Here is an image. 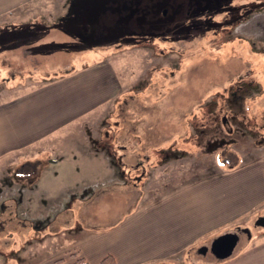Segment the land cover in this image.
<instances>
[{
  "label": "rangeland",
  "instance_id": "1",
  "mask_svg": "<svg viewBox=\"0 0 264 264\" xmlns=\"http://www.w3.org/2000/svg\"><path fill=\"white\" fill-rule=\"evenodd\" d=\"M71 7L58 24L36 27L47 37L0 54V99L9 91L4 79L10 87L23 83L30 89L29 76L45 81L74 65H88L93 73L103 67L109 78L107 103L47 141L62 159L53 164L52 153L42 154L35 177L70 188L61 204L50 206L52 217L72 200L74 187L79 196L73 201L87 199V220L99 230L188 187L221 193L223 209L238 191L232 181L244 182L243 195L255 192L264 167V0H73ZM7 23L0 33L32 30ZM57 44L66 50L53 49ZM25 48L40 53L32 56ZM100 147L110 159L111 176ZM261 204L248 218L206 232L202 241L157 264H264ZM18 206L25 209L24 203ZM1 217L9 220L0 231L8 260L27 252L29 262L42 261L78 240L69 232L50 237L54 223L37 227L40 215L26 227L9 214ZM240 228L246 231L231 256L200 251ZM243 254L247 263L238 258Z\"/></svg>",
  "mask_w": 264,
  "mask_h": 264
},
{
  "label": "crops",
  "instance_id": "2",
  "mask_svg": "<svg viewBox=\"0 0 264 264\" xmlns=\"http://www.w3.org/2000/svg\"><path fill=\"white\" fill-rule=\"evenodd\" d=\"M72 2L73 0H0V27L12 22L19 24V27L22 25L19 30L32 28L25 32H1L0 54L22 49L25 47L22 41L47 37L36 27L52 22L58 24L62 14L70 12ZM44 12L50 16L47 17ZM29 53L38 56L40 52ZM89 68L88 65L82 68L74 65L73 68L66 69L64 74L54 75L46 80L44 78L45 81H36L31 75L29 78H32L33 85L31 84L30 89H27L28 86H22L23 83L10 87L9 79L3 81L6 88L13 91H7L8 93L3 95L4 98L0 99V191H3L2 187H6L11 196L9 203L4 204L0 213L15 217L16 221L25 227L33 223V216H50L51 211L55 210L50 209V206L61 204V201L67 198V192H70L68 187L56 186L61 184L55 179L35 177L36 171L43 166L42 154L52 153L53 164L62 159L55 157L58 154L55 153L54 147H46L47 141L57 137L63 127L84 118L92 109L110 99L111 89L107 80L109 78L104 77L103 67L95 73L88 72ZM97 153H102L109 159L102 147ZM107 162L106 169L111 176L114 172L110 159ZM20 169L23 174H20L21 171L17 174ZM13 171H16L17 175ZM122 173L126 177L127 174L124 171ZM260 179L262 182H257L256 191L247 190L244 195L240 190V187L245 185L244 182L232 181L238 191L232 197H227L231 204L224 209L221 205L224 196L221 193L212 194L205 186L197 185L179 190L180 195L175 193L168 199H156L153 201L155 206L147 210L138 209L122 223L107 230H99L90 225L87 214L91 206L85 203L87 199L84 197H80L83 198L79 203L81 206L73 201L79 196V193H74V187V194H69L72 195V200L65 202L55 214L56 217L42 218V223L35 225L49 228L47 225L54 223L55 232H51L50 237L69 232L79 241L68 245L63 252L55 253L42 261H31L32 263L26 259L30 258L27 252L8 260L0 250V264H56L59 259L71 264L77 259L71 256L76 252L90 264H100L108 255L114 257L115 264L168 262L202 241L206 232L238 223L240 219L242 221L243 218H248L247 215L258 203L264 204V167L261 169ZM15 185L18 187L15 188ZM18 203H24L30 219H23L16 213ZM76 206L78 210L75 211ZM69 209L72 210L70 213ZM8 223V219L1 217L0 231L4 230ZM246 254H243L245 257H238L239 260L247 263L250 258ZM184 257L180 256L182 259Z\"/></svg>",
  "mask_w": 264,
  "mask_h": 264
},
{
  "label": "water",
  "instance_id": "3",
  "mask_svg": "<svg viewBox=\"0 0 264 264\" xmlns=\"http://www.w3.org/2000/svg\"><path fill=\"white\" fill-rule=\"evenodd\" d=\"M166 14L167 9L164 10V15ZM258 224L264 225V217L258 221ZM238 230L242 232L246 231L245 228H240ZM238 230L227 232L216 237L210 247H203L200 251L202 253H207L208 250H211L220 259H225L231 256L240 240V233Z\"/></svg>",
  "mask_w": 264,
  "mask_h": 264
},
{
  "label": "trees",
  "instance_id": "4",
  "mask_svg": "<svg viewBox=\"0 0 264 264\" xmlns=\"http://www.w3.org/2000/svg\"><path fill=\"white\" fill-rule=\"evenodd\" d=\"M160 15H162V13H160ZM65 47H67V45L57 44L52 46L53 49L59 48L61 50ZM71 256L73 258H77L75 261L71 262V264H90L84 257H81L78 252L73 253ZM56 262H57L56 264H70V263H66L62 259H59ZM100 264H115V259L112 255H108L100 262Z\"/></svg>",
  "mask_w": 264,
  "mask_h": 264
},
{
  "label": "built area",
  "instance_id": "5",
  "mask_svg": "<svg viewBox=\"0 0 264 264\" xmlns=\"http://www.w3.org/2000/svg\"><path fill=\"white\" fill-rule=\"evenodd\" d=\"M7 195H6V197H5V199H0V207H1V205L3 204V202L5 201V200H7V199H9L10 198V196H11V194L10 193H6ZM2 195H4V194H2ZM22 206H18V213L20 214L19 216L20 217H22V218H29L30 217V215L27 213V211L23 208ZM1 209V208H0ZM46 217H52V213L50 214V216H46ZM46 217H41L40 218V220H42V218H46ZM48 219V218H47Z\"/></svg>",
  "mask_w": 264,
  "mask_h": 264
},
{
  "label": "flooded vegetation",
  "instance_id": "6",
  "mask_svg": "<svg viewBox=\"0 0 264 264\" xmlns=\"http://www.w3.org/2000/svg\"><path fill=\"white\" fill-rule=\"evenodd\" d=\"M4 204H5V203H3V204L1 205V207H0V208H1V209H0V212H1V210H2V208H3V206H4ZM23 219H27V218L25 217V218H23ZM33 223H34V221H33ZM36 223H40V222H36ZM238 231H239V230H238ZM239 233L241 234V231H239Z\"/></svg>",
  "mask_w": 264,
  "mask_h": 264
}]
</instances>
